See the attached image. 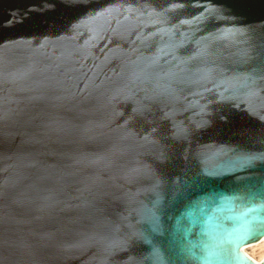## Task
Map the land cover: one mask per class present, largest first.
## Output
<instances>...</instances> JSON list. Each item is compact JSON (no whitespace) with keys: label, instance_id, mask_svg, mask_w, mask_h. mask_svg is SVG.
<instances>
[{"label":"water","instance_id":"water-1","mask_svg":"<svg viewBox=\"0 0 264 264\" xmlns=\"http://www.w3.org/2000/svg\"><path fill=\"white\" fill-rule=\"evenodd\" d=\"M264 0H0V264H264Z\"/></svg>","mask_w":264,"mask_h":264},{"label":"bare ground","instance_id":"bare-ground-1","mask_svg":"<svg viewBox=\"0 0 264 264\" xmlns=\"http://www.w3.org/2000/svg\"><path fill=\"white\" fill-rule=\"evenodd\" d=\"M256 262L264 260V238L258 242L245 246L242 250Z\"/></svg>","mask_w":264,"mask_h":264}]
</instances>
